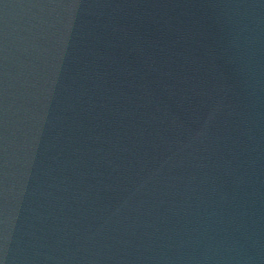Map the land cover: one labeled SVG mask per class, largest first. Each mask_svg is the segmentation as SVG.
I'll list each match as a JSON object with an SVG mask.
<instances>
[{"label": "water", "instance_id": "1", "mask_svg": "<svg viewBox=\"0 0 264 264\" xmlns=\"http://www.w3.org/2000/svg\"><path fill=\"white\" fill-rule=\"evenodd\" d=\"M0 264H264V0H0Z\"/></svg>", "mask_w": 264, "mask_h": 264}]
</instances>
